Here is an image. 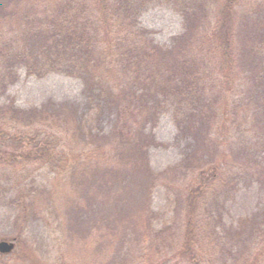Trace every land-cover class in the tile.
<instances>
[{
    "label": "trees",
    "instance_id": "obj_1",
    "mask_svg": "<svg viewBox=\"0 0 264 264\" xmlns=\"http://www.w3.org/2000/svg\"><path fill=\"white\" fill-rule=\"evenodd\" d=\"M156 1L0 0V56L5 69L21 63L29 75L61 71L78 76L85 96L82 112L77 104L53 101L39 109H6L0 134L6 136V129L12 134L27 129L35 131L36 138H46L45 147L38 145L27 155L26 162L32 166L28 177L33 179L32 171L43 167L66 175L77 191L66 209L71 227L82 223L81 210L95 204V187L113 188L138 177L136 192L143 193V205L150 213L153 188L167 181L175 204L184 212L183 237L175 245L171 225L156 235L164 243L169 240L176 255L189 256L197 264H264V207L228 227L220 211L221 195L233 181V162L225 158L233 143L226 144L219 133L227 120L218 121L226 116L224 107L233 94V64L239 59L234 30L241 13L258 32L253 26L258 12H240L247 0H224L218 15L209 20L210 4L216 0H165L182 14L185 30L171 47L164 48L147 38L149 30L137 26L140 14ZM14 26H23L21 37L20 33L13 38L5 34H12ZM252 42L250 36L245 39L244 52L256 57L258 49ZM255 60L250 62L252 68ZM113 68L119 71L116 80L106 75ZM255 73H246L242 79L236 106L245 112L239 114L235 108L240 130L235 131L233 142L239 145L242 173L264 181V125L257 114L264 111V74ZM167 101L175 106V121L181 136L189 139V149L179 164L155 172L148 150L162 143L145 127ZM105 116L113 121L109 134L99 129ZM75 142L81 144L82 155L70 153ZM218 154L220 161H216ZM188 171L202 180L198 185L181 182L178 188V179L186 178ZM35 178L27 195L19 176L10 189L3 187L6 191L18 188L16 202L23 213L22 219L15 220L19 226L41 214L36 201L42 192L34 186ZM46 193L51 207L54 193ZM26 202L31 209L24 206ZM143 223V238H148L153 232L152 217ZM153 241L151 235L150 244ZM113 242L111 234L103 239L110 249Z\"/></svg>",
    "mask_w": 264,
    "mask_h": 264
},
{
    "label": "rangeland",
    "instance_id": "obj_2",
    "mask_svg": "<svg viewBox=\"0 0 264 264\" xmlns=\"http://www.w3.org/2000/svg\"><path fill=\"white\" fill-rule=\"evenodd\" d=\"M223 2L224 0H216L215 4H210L209 20L218 15L223 8ZM258 3L261 5L259 9H257ZM246 9L257 10L258 15L255 16L256 20L252 25L259 31L254 32L253 27H250L252 21H247L243 17L246 15L239 14L234 30L236 42L234 52L239 59L235 58L236 61L233 64L235 77L232 81L233 94L228 106L224 107L225 110L227 108L226 116L218 121L227 120L224 125L221 124L223 128H220L219 133L221 136L223 134L226 144L233 143L227 156L224 155L228 163L233 162V181L222 193L220 200L223 225L226 227L237 225L239 218L251 217L264 207V181L242 173L240 168L242 159L237 157L239 145L233 142L236 136L235 131L240 130L236 110L239 114L245 112L244 108L238 107L239 104L236 106L240 87L244 84L242 79L246 73L264 74V0H247L240 12ZM137 26L138 29L149 30L145 34L147 38L164 48L171 47L174 38L185 30L182 14L165 0L150 4L140 14ZM246 27L249 29H245ZM22 31L23 26H14L12 34L9 31L5 34L13 38L20 33L19 37H21ZM249 36L253 38L255 44L252 43L258 49L256 57L244 52L247 46L245 39ZM241 39L243 43H240ZM2 60L0 56V125L5 120L2 111L12 107L28 110L39 109L49 101L71 102L77 104L81 112L83 111L84 84L80 77L61 71H51L40 77L29 75L24 64L18 63L11 69H5ZM253 60L256 61V65L252 68L250 62ZM244 61H249V64L243 65ZM113 69L115 71H107L106 75L116 80L119 71ZM257 114L260 115L258 117L261 121L263 120L264 125V111L259 110ZM112 123L111 116L103 117L99 127L101 133L109 134ZM244 128L245 126L242 125L241 129ZM23 130V133L16 130L20 132L12 134V130L6 129L4 130L6 136L2 137L0 134V185L2 188L0 191V241H15L16 244L12 252L0 254V264H197L189 256L176 255L171 242L168 240L164 243L161 238L159 239L160 234L156 235L162 227L171 225L175 227L173 229L175 245L180 242V237H183L184 212L178 204H175L174 195L167 187V181H160L153 188L148 201L150 213L143 205V193L136 192L138 177L130 179L131 181L125 180L120 186L113 185V188L95 187L93 190L95 204L91 205L89 210L87 208L81 210L79 219L82 223L76 228L71 227L66 209L68 199L71 201L75 199L77 191L70 187L66 175H58L59 173H55L53 168V170L40 168L32 171L33 179L32 176L28 177L32 169V166L26 162L28 153L36 150L38 145L41 148L45 147L47 142L43 136L36 138L35 131ZM145 131L154 134L157 141L162 143L148 150L149 165L155 172H164L170 166L179 164L188 152L189 139H185L180 134L172 101H167L164 108L158 109V114L147 122ZM76 143L70 145V153L82 155L81 144ZM257 152L261 153L263 150L258 149ZM220 160L221 157L218 154L216 161ZM5 170L7 172H4ZM169 175L172 178L174 174ZM18 176L25 181L26 195L30 191L29 187L33 185L31 181L34 177H37L34 186L42 192V196L35 200L41 212L39 218L28 219L27 225L23 220L21 227L15 222L18 216L23 218V213L16 202L18 188L7 191L3 188L10 189V185ZM120 176L119 179H123L122 175ZM181 179H178V188L181 182H183L181 185L186 181L198 185L202 180L196 179L189 171L185 180ZM96 183L100 184V181L97 180ZM46 191L54 193L55 200L51 204L52 208L48 205L49 195ZM28 200L29 198H26L24 201ZM24 204L28 210L31 209L27 202ZM148 216L152 217V229L155 233L151 231L148 238H143L145 223L143 220ZM110 234L114 240L111 249L108 244L103 245V239L107 240ZM151 235L154 241L150 244ZM237 247L235 245V248ZM201 264L207 263L204 261Z\"/></svg>",
    "mask_w": 264,
    "mask_h": 264
},
{
    "label": "water",
    "instance_id": "obj_3",
    "mask_svg": "<svg viewBox=\"0 0 264 264\" xmlns=\"http://www.w3.org/2000/svg\"><path fill=\"white\" fill-rule=\"evenodd\" d=\"M14 248H15L14 241H7V240L0 241V253L1 254H8L12 252Z\"/></svg>",
    "mask_w": 264,
    "mask_h": 264
}]
</instances>
